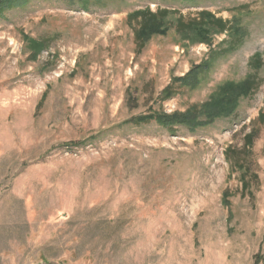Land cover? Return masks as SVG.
<instances>
[{"label":"rangeland","instance_id":"374dc122","mask_svg":"<svg viewBox=\"0 0 264 264\" xmlns=\"http://www.w3.org/2000/svg\"><path fill=\"white\" fill-rule=\"evenodd\" d=\"M97 1L0 12V264H264V0ZM139 10L163 33L138 37ZM201 12L225 32L181 30Z\"/></svg>","mask_w":264,"mask_h":264},{"label":"trees","instance_id":"16d2710c","mask_svg":"<svg viewBox=\"0 0 264 264\" xmlns=\"http://www.w3.org/2000/svg\"><path fill=\"white\" fill-rule=\"evenodd\" d=\"M25 0H0V12L7 8L8 6H15L24 3ZM77 3H79L83 7V3L85 0H76ZM105 1H117V0H105ZM97 3H100L98 0ZM174 14H176L173 11ZM169 11H159V12H151L150 10H139L131 15L134 19L140 18L142 27L140 31L137 33L138 37H141L148 33L150 34H161L163 33L162 29V21L164 17L169 15ZM212 23L215 27H220V32H225V22H221L220 20H215L211 14H207L205 12H201L199 19L192 20L187 24L183 23V18L178 16L177 24H179L182 31L187 32H194V34L206 37L207 34L210 33V31H206L205 26L208 25V23ZM140 39V38H139ZM199 65L193 67L190 69V71L184 76L182 79H180L181 83L183 85H188V87H193L196 84V79L198 77V72H200V69H202ZM254 86V81L247 79L243 83L235 84V83H225L221 87L218 88L215 94H213L209 101L201 106L200 111L206 112V115L211 118V116L217 115V111L224 112V114L228 115L230 111L234 108V106L237 104L238 97L242 96V94L248 95L249 92L252 90V87ZM194 111H196L194 108H192L189 111H185L182 114H161L158 115L156 118L155 123L164 126V127H170L173 125H184L189 127L190 129L194 128V126L198 125L199 117H196ZM140 121H148V118H141ZM257 121L264 125V113L260 114L257 117ZM199 126V125H198ZM254 132H250V134L246 135L244 138V145L247 147L252 144ZM237 167L240 171H243L245 169L244 166H240L237 164ZM245 186V185H244Z\"/></svg>","mask_w":264,"mask_h":264}]
</instances>
